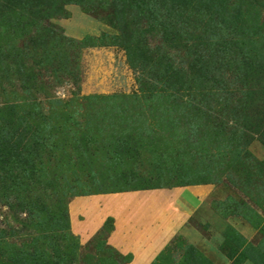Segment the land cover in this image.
Wrapping results in <instances>:
<instances>
[{"label": "rangeland", "instance_id": "374dc122", "mask_svg": "<svg viewBox=\"0 0 264 264\" xmlns=\"http://www.w3.org/2000/svg\"><path fill=\"white\" fill-rule=\"evenodd\" d=\"M144 1L0 0V264H132L84 198L195 185L147 264H264V0Z\"/></svg>", "mask_w": 264, "mask_h": 264}, {"label": "crops", "instance_id": "0c3cea01", "mask_svg": "<svg viewBox=\"0 0 264 264\" xmlns=\"http://www.w3.org/2000/svg\"><path fill=\"white\" fill-rule=\"evenodd\" d=\"M205 196V188L195 185L95 194L84 201L103 197L99 205L111 209L102 218H114L116 225L114 245L133 255L132 264H147L197 215Z\"/></svg>", "mask_w": 264, "mask_h": 264}, {"label": "trees", "instance_id": "16d2710c", "mask_svg": "<svg viewBox=\"0 0 264 264\" xmlns=\"http://www.w3.org/2000/svg\"><path fill=\"white\" fill-rule=\"evenodd\" d=\"M149 0H146V2L144 1V3H148ZM151 2V1H150ZM191 55V54H190ZM200 58V57H199ZM199 61H202L200 59L197 58V56L195 57V63H198ZM189 70V69H188ZM174 71H175V75H179V73L181 74V77H186V73L188 72L187 69L185 70L184 67L181 66H174ZM198 77H201V72L198 73ZM203 81V80H202Z\"/></svg>", "mask_w": 264, "mask_h": 264}]
</instances>
